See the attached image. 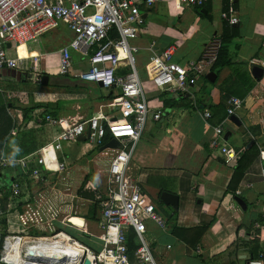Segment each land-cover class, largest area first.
<instances>
[{"label": "crops", "instance_id": "0c3cea01", "mask_svg": "<svg viewBox=\"0 0 264 264\" xmlns=\"http://www.w3.org/2000/svg\"><path fill=\"white\" fill-rule=\"evenodd\" d=\"M208 2L209 8H202L207 13L200 10L202 15L194 7H182L178 0H158L152 6L143 3L141 12L146 22L139 38L133 41L140 48L138 70L143 74L142 79L153 85L147 70L153 53L173 46V61L188 67L190 61L200 59L213 38L223 39L225 29L233 34V28L221 17L230 1ZM235 3L240 18L239 24L234 26L238 34L228 43L234 67L214 71V81L207 78L213 70H207L197 84H189L185 94L164 91L155 85L146 93L149 108L152 111L163 108L165 113L159 120L149 117L128 174L139 181L148 201L167 220L165 230L148 221L145 233L149 246L157 249L154 253L160 264H248L250 259L264 255V179L261 176L264 168V69L260 66L264 60V0H235ZM64 28L69 34L66 46L74 35L66 25ZM10 52L15 56L42 54L43 59L36 72L14 69L0 72V81L5 78L3 81L12 83L6 88L0 86V161L2 158L14 160L1 172L0 183L7 189L14 180H20L31 196L42 194L60 210V221L76 215L80 218L76 221L85 225L88 232L99 235L100 209L93 203L95 193L87 190L86 184L91 182L97 190L106 192L110 156L103 154L101 148L95 150L88 141L64 143L62 151L55 153L48 145L60 129L46 117L113 114L114 110L108 106L110 100L106 98L109 90L99 84L97 88L105 92L93 94L84 89L85 81L78 75L90 67L87 59L85 67L78 72L72 67L68 75H60V55L52 72L42 65L49 55L47 52L28 53L19 49ZM74 52L79 54L73 51V59ZM255 67L263 69L261 77L254 76ZM24 72L32 73L33 78L24 77ZM44 74L49 76L47 83L38 78ZM247 75L253 78L254 85L241 97L239 94L247 90ZM51 76L67 79L51 84ZM242 79H246L244 84ZM30 82L39 85L29 89L19 85ZM61 85L66 94L57 98L56 90ZM230 96L244 100V107L233 116L240 123L227 119ZM31 107V112H24ZM205 108L212 113L208 120L202 114ZM223 123L224 143L240 154L234 161L211 145L216 136L214 128ZM42 148L45 163L39 165L38 152ZM253 149L258 152L256 156L247 153ZM244 155L248 166L237 181L234 179L236 165ZM24 158L28 163L26 168L18 162ZM63 160L68 167L60 173L58 163ZM34 170H40L47 182L30 179L27 173ZM164 191L178 195L177 210L161 199ZM236 197L243 199L245 208ZM94 205L96 213H92ZM21 210L22 205H18L3 219L5 235L21 228L18 219ZM40 230L33 228L30 235L40 236ZM84 234L89 235L91 244H96L89 233ZM131 234L135 239V233ZM132 262L137 264L134 256Z\"/></svg>", "mask_w": 264, "mask_h": 264}, {"label": "built area", "instance_id": "2783aa9c", "mask_svg": "<svg viewBox=\"0 0 264 264\" xmlns=\"http://www.w3.org/2000/svg\"><path fill=\"white\" fill-rule=\"evenodd\" d=\"M156 1L0 0V72L3 69L38 71L42 54L15 56L11 49L35 41L64 24L74 36L59 50L58 73H70L74 65L72 52L77 51L83 60L87 59L90 63V67L78 75L81 80L101 83L105 89L114 87L120 90V94L108 104L114 110L113 114H76L57 119L50 115L46 117L47 121L60 129L54 141L48 145L55 153L62 151L64 143H76L81 136H87L88 143L96 148L104 147L113 139L120 144L118 148L102 150L111 159L106 192L97 190L91 182L86 184V189L95 193L93 203L100 209L98 226L101 233L93 235L85 225L74 223V219H80L76 215L66 218L65 222L60 221V210L42 194L31 196L20 180H14L7 189L0 183V264H84L86 257L91 259V264H133L129 247L132 231L137 243L133 254L137 264H160L154 253L157 249L149 246L145 233L148 221L165 230L167 220L148 201L139 181L128 174L135 147L149 117L159 120L165 113L163 108L152 111L148 106L143 79L138 70L140 48L133 43L139 38L140 29L146 22L141 6L143 3L152 6ZM208 1L178 0L182 7L194 8L203 7ZM229 1L228 10L222 12L221 17L230 25H237L240 18L235 0ZM262 45L264 48V41ZM222 46V37L213 38L200 59L190 61L188 67L173 61V46L161 53H153L147 65L150 81L164 91L188 93L189 84H197L200 76L212 68ZM260 66L264 69V60ZM124 68L128 71L120 73ZM243 107V99L230 96L227 99V119ZM202 114L206 120L212 117L207 108L202 110ZM214 131L216 136L212 138L211 145L219 148L231 160L239 159V152L224 143V123L216 126ZM44 148L38 152L39 165L45 163ZM13 161L2 158L0 174ZM18 162L23 168L28 165L25 158ZM67 167L65 160L58 163L60 173L66 171ZM27 175L30 179L47 182L40 170ZM261 176L264 179V168ZM18 205H22V210L18 211L21 228L5 235L3 219ZM56 224L59 227H73L81 234L89 233L96 244L87 246ZM33 228L41 229L40 232L49 231L50 234L30 235ZM248 264H264V255L250 259Z\"/></svg>", "mask_w": 264, "mask_h": 264}, {"label": "rangeland", "instance_id": "374dc122", "mask_svg": "<svg viewBox=\"0 0 264 264\" xmlns=\"http://www.w3.org/2000/svg\"><path fill=\"white\" fill-rule=\"evenodd\" d=\"M67 34H68V32L66 31V29L64 28V25L62 24L59 28L54 29V30L44 34L43 36L36 39L35 41H32L26 45L19 46V47L13 46V49H11V50H13L14 52L16 49H19L22 52H28V53H34V52H42V53L47 52V53H49L46 60L42 62V65H43L44 69L51 70L53 72L55 70V65H56L55 61L58 60V58H59V54H58L59 49L62 46H64L67 42ZM73 60H74V66H73L74 69L73 70H75V72H78L80 69L85 67L86 60L81 59L80 54H77L76 52H74V59ZM140 75L143 78V76H142L143 74L140 73ZM4 79L5 78H3L0 81L1 87L6 88L7 86L12 84V83H8V82L3 81ZM66 79H67V77H63V76H51L50 77L51 84L64 82V80H66ZM143 83H144V89H145L146 93L149 94L148 93L149 88L153 87L154 84L151 85V84L147 83L146 80H144V79H143ZM19 85L29 89V88H33L35 85L37 86L39 84H35L33 82H30L28 84H19ZM96 85H98V84L92 83V82H83L84 89L87 91L93 92V94L94 93L96 94L97 92L98 93L105 92L102 89H98ZM60 87L61 88H58V90H56V92L58 93L56 96L57 98L63 97L66 94V92L62 90L64 86L61 85ZM12 91L16 92L15 89H13ZM56 226L59 227L58 224H56ZM59 228L66 230L67 233L76 237L83 244H85L87 246L91 245V243H90L91 238L89 237V235L81 234L78 230H76L70 226L65 228L64 226L60 225ZM40 234L48 235V234H50V232L47 231V232H42Z\"/></svg>", "mask_w": 264, "mask_h": 264}, {"label": "trees", "instance_id": "16d2710c", "mask_svg": "<svg viewBox=\"0 0 264 264\" xmlns=\"http://www.w3.org/2000/svg\"><path fill=\"white\" fill-rule=\"evenodd\" d=\"M208 3L207 2L203 7H197V11L200 13V10L204 7L206 8H209L208 7ZM234 4L236 5V3L234 2ZM226 6H228V3L226 4ZM202 15V13H200ZM225 23L228 25V26H231V28H233L234 32L233 34H229L228 30L225 29L224 31V34H223V46L221 48V51L219 53V56L216 60V62L213 64L211 70L213 71H216V72H219V70L225 66H229V67H234V65L232 64L231 62V56L229 54V47H228V43L231 41L232 38H235L237 37V29L234 27L235 25H230L228 23V21L225 20ZM227 26V27H228ZM126 69H123L122 71H119L120 73H123L125 72ZM246 79H249V82L247 83V90L241 94H239V96L243 97L254 85V80L251 76L247 75V77H245ZM246 79H242V83L244 84V81ZM109 90V93L107 95V99H109L110 101L112 99H114L117 95L120 94V90L117 89V88H110L108 89ZM32 111V107L31 108H25L24 109V112L25 113H29ZM100 148H96L95 150H98ZM253 151V152H252ZM252 151H247V153H254L255 156L258 154V152L253 149ZM245 155L243 157H241V159L237 162V165H236V169H235V174H234V179H236L237 181H239L243 174L245 173V170L247 169V164L246 162H244V159H245ZM251 162V161H250ZM96 205V204H95ZM95 205L93 206L94 208L92 209V213H96L95 211ZM129 247H130V253H131V257L134 256V252L137 248V243L135 242V239H134V234H130L129 236ZM256 259V258H255Z\"/></svg>", "mask_w": 264, "mask_h": 264}, {"label": "water", "instance_id": "95a60500", "mask_svg": "<svg viewBox=\"0 0 264 264\" xmlns=\"http://www.w3.org/2000/svg\"><path fill=\"white\" fill-rule=\"evenodd\" d=\"M201 12L202 13H207V10L206 9H201ZM8 47H10V44L8 45ZM253 73H254V76L255 77H261L263 75V69L260 68V67H255L253 69ZM24 77L28 76L30 78H33V74L32 73H29L27 74L26 72H24L22 74ZM215 77H216V73L214 71H211L207 74V78L211 81H214L215 80ZM49 80V76L48 75H42V82L43 83H47ZM100 86L101 83H99ZM232 120L236 121V123H240L238 120L235 119V117H231ZM229 134V133H228ZM87 136H81L79 138V141H87ZM253 143V142H252ZM120 146L119 142L115 139L109 141L104 147H101L102 150H104V148H107V147H110V148H118ZM161 199L168 205H171L172 207H174L176 210L178 209L179 207V197L178 195L176 194H173V193H169V192H162L161 193ZM236 200L238 201V203L243 207L245 208L246 205L243 201L242 198L240 197H236ZM84 264H91V259L89 257H86L85 258V261H84Z\"/></svg>", "mask_w": 264, "mask_h": 264}, {"label": "bare ground", "instance_id": "6f19581e", "mask_svg": "<svg viewBox=\"0 0 264 264\" xmlns=\"http://www.w3.org/2000/svg\"><path fill=\"white\" fill-rule=\"evenodd\" d=\"M76 220H79V219H78V218L74 219V220H73V221H74V223H76V224H78V225L82 226V225H81V223H80V222H77Z\"/></svg>", "mask_w": 264, "mask_h": 264}, {"label": "flooded vegetation", "instance_id": "af4514ba", "mask_svg": "<svg viewBox=\"0 0 264 264\" xmlns=\"http://www.w3.org/2000/svg\"><path fill=\"white\" fill-rule=\"evenodd\" d=\"M38 78H39V80H40V79L42 80V78L40 77V75L38 76Z\"/></svg>", "mask_w": 264, "mask_h": 264}]
</instances>
